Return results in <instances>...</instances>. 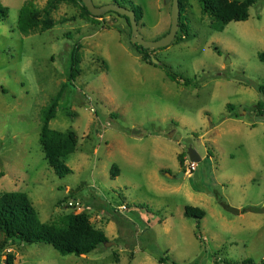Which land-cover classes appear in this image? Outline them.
Returning a JSON list of instances; mask_svg holds the SVG:
<instances>
[{
  "label": "rangeland",
  "instance_id": "obj_1",
  "mask_svg": "<svg viewBox=\"0 0 264 264\" xmlns=\"http://www.w3.org/2000/svg\"><path fill=\"white\" fill-rule=\"evenodd\" d=\"M1 1L8 14H0V193L26 194L47 224L71 213L65 204L77 200L93 225L104 220L111 228L101 229L110 246L82 257L12 242L0 264L8 254L14 264H264V212L241 219L212 195L235 209L264 207V115L257 107L264 102L257 91L264 87L257 59L264 51V3L249 8L247 21L216 32L198 0H180L188 37L151 51L150 64L115 14L88 17L82 2L68 0L52 12L51 30L24 36L15 26L23 2L33 0ZM47 1L34 6L41 11ZM109 1L92 0L95 7ZM167 1L122 0L125 8L142 9L145 41L168 33ZM74 46L79 74L67 84ZM64 85L48 127L73 131L77 147L64 158L71 173L59 178L39 139L44 114ZM189 146L201 158L194 171ZM201 188L212 196L197 195ZM188 192L205 212L199 228L183 216L193 206Z\"/></svg>",
  "mask_w": 264,
  "mask_h": 264
},
{
  "label": "trees",
  "instance_id": "obj_2",
  "mask_svg": "<svg viewBox=\"0 0 264 264\" xmlns=\"http://www.w3.org/2000/svg\"><path fill=\"white\" fill-rule=\"evenodd\" d=\"M66 1L68 0H48L41 11L37 10L32 2L27 1L19 11L15 29L24 36L37 31L43 33L51 30L56 25L55 21L51 18L52 12L56 11ZM79 1L81 2V0ZM198 2L201 5L202 13L208 15L212 20L211 29L216 32H222L230 22L247 21L249 8L257 3H264V0H198ZM113 3L124 7L122 0H113ZM179 8L181 9L180 0ZM128 9L135 13L139 27V22L143 17L142 9L140 7H129ZM82 10L84 15L91 17L84 6ZM0 14L6 16L8 9H1L0 7ZM120 18L124 19L129 27L128 20L125 17ZM181 19L180 16L179 31L174 41L188 37V30L181 23ZM78 48V46H74L70 55L67 84L73 82L79 74ZM133 48L144 63L148 62L152 64L151 51L134 45ZM154 52L152 51V53ZM257 59L260 63L264 64V51L257 55ZM166 76L172 82L179 83L182 81L185 86H188L190 83L188 80L185 81L171 72H166ZM66 86L64 85L62 87L45 112L39 139L45 161L59 178H63L71 173L70 169L64 163V158L73 154L77 147V136L73 131L60 133L50 130L48 127L50 121L55 117L60 98ZM257 91L262 95L264 101V87H258ZM257 107L259 116H263L264 102L259 103ZM117 173L118 169L113 166L111 175L116 176ZM213 195L219 205L232 215L238 216L246 213L264 212V207L235 209L223 202L215 193ZM183 215L185 218L195 219L197 222L196 227L199 228V223L204 217V212L198 208L186 206ZM0 233L4 237V240L0 241V254H2L7 244L15 242L26 245L46 244L62 256L74 255L76 257H82L104 246L108 242L104 233L94 228L89 221V216L85 213L74 214L71 212L62 216L58 223H42L28 196L20 192L0 193ZM198 238L204 241L201 236ZM14 261V256L8 254L5 264H14ZM245 264H251V262L247 261Z\"/></svg>",
  "mask_w": 264,
  "mask_h": 264
},
{
  "label": "water",
  "instance_id": "obj_3",
  "mask_svg": "<svg viewBox=\"0 0 264 264\" xmlns=\"http://www.w3.org/2000/svg\"><path fill=\"white\" fill-rule=\"evenodd\" d=\"M82 4L86 8L87 12L93 17H99L105 13H114L119 17H125L128 20V24L131 30L130 43L134 46H139L140 48L148 51H157L159 49L166 48L170 46L175 40L179 31V17L180 8L179 0H168L167 3H171V22L168 33L161 39L154 42H147L143 39L142 35L139 33L138 23L136 21L135 13L128 8L119 6L115 3L108 4L102 7H95L92 0H81ZM153 64L155 63L152 60ZM156 64V63H155ZM1 91V89H0ZM139 132L133 131V135H137ZM187 156L192 164H198L201 161L199 154L192 147H187ZM183 173L180 174V177ZM104 246L109 247L110 244L107 242Z\"/></svg>",
  "mask_w": 264,
  "mask_h": 264
},
{
  "label": "crops",
  "instance_id": "obj_4",
  "mask_svg": "<svg viewBox=\"0 0 264 264\" xmlns=\"http://www.w3.org/2000/svg\"><path fill=\"white\" fill-rule=\"evenodd\" d=\"M1 1V0H0ZM2 2V1H1ZM27 1H24L23 2V4H22V6L26 3ZM109 2H113V0L112 1H109ZM32 3L35 5L36 4V2H35V0H33L32 1ZM106 4H110V3H106ZM21 6V7H22ZM20 11V10H19ZM15 28H16V26H15ZM166 35V34H165ZM164 35V36H165ZM118 173H119V171H118ZM118 173H117V175H118ZM196 192V194L197 195H199V196H202V197H211L212 195H213V193H212V195L210 194V192L208 191V190H204L203 188H201L200 190H197V191H195ZM187 196H188V202H190V204H193V206H191V205H186V206H191V207H194V208H198V209H200L199 207H198V205H196V203H197V198L196 197H194L193 196V192H188L187 193ZM200 201V200H199ZM185 206V207H186ZM200 206V205H199ZM184 207V208H185ZM200 210H202V209H200ZM203 211V210H202ZM183 213H184V209H183ZM246 214H249V213H246ZM246 214H242V215H238V216H235V217H240L241 219H244V217H245V215ZM184 216V215H183ZM204 217H205V212H204ZM204 217H203V219H204ZM203 219L200 221V223L203 221ZM89 221H90V219H89ZM90 223L93 225V223L90 221ZM199 223V224H200ZM105 225H107V223H105V221L104 220H101L98 224H95V225H93L94 226V228L96 227V226H99V227H101V228H99V230H101V229H103V227L105 226ZM107 228H111V227H109V225H107ZM102 231V230H101ZM103 232V231H102ZM104 233V232H103ZM105 235V234H104ZM105 237L108 239V236H106L105 235ZM108 241H109V239H108ZM244 261H248V260H242L241 262L243 263ZM215 264L217 263V262H214ZM229 264H233L232 262L231 263H229Z\"/></svg>",
  "mask_w": 264,
  "mask_h": 264
},
{
  "label": "built area",
  "instance_id": "obj_5",
  "mask_svg": "<svg viewBox=\"0 0 264 264\" xmlns=\"http://www.w3.org/2000/svg\"><path fill=\"white\" fill-rule=\"evenodd\" d=\"M191 165H192V169L191 170L194 171V165H197V164H192L191 163ZM65 208L70 209L71 212L74 213V214H81V213H84L86 210L88 211L87 206L85 204H83L82 202L77 201V200H70L69 202H67L65 204ZM118 211H120V212L127 211V207L126 206H120L118 208Z\"/></svg>",
  "mask_w": 264,
  "mask_h": 264
}]
</instances>
